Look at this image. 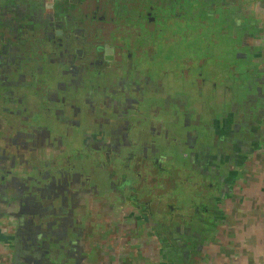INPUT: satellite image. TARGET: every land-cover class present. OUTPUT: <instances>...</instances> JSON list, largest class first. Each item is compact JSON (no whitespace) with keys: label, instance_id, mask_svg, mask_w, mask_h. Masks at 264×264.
<instances>
[{"label":"flooded vegetation","instance_id":"af4514ba","mask_svg":"<svg viewBox=\"0 0 264 264\" xmlns=\"http://www.w3.org/2000/svg\"><path fill=\"white\" fill-rule=\"evenodd\" d=\"M127 1L140 6L147 0H0V191L6 194L0 204L5 203L8 220L31 225L51 213L49 204L59 200L67 205L71 192L73 202L77 194H100L98 176L103 175L110 187L105 200L110 199L117 210L133 203L131 208L140 216L152 218V236L164 253L171 247L179 250L184 237L198 236L199 224L215 222L221 215L215 206L231 202L234 186L233 181L220 179V170L218 174L202 170L200 157L206 146L197 142L199 131L185 132L182 138L172 123L160 117L164 127L157 130L152 125L161 112L156 109L158 99L168 106L167 113L173 106V91L176 96L183 91L161 93L151 75L160 76L150 69L142 72L136 64L147 56L163 55L156 39L167 33L168 22L174 27L172 20L179 21L184 33L188 0H149L151 28L141 21L126 22L119 3ZM187 62L188 58L183 72L187 77L204 75L201 63L190 74ZM202 81L206 83L205 78ZM182 102L181 107L175 105L176 113L190 110L199 116L197 108L188 106L187 96ZM201 109L205 111L204 106ZM183 121L188 130L186 115ZM240 130L244 154L238 161L243 166H228L229 176L245 177L250 172L247 164L253 149L247 148V131ZM235 132L234 127L227 134ZM178 142L191 150L189 158L185 159L187 151L180 153ZM219 147L227 150L222 143ZM25 154L33 157L28 167ZM230 156L225 154L224 159L231 162ZM22 168L28 170L26 178ZM227 182L231 183L226 186ZM191 184L206 213L200 207L190 212L178 201L168 202L174 189H180L177 186ZM160 229L163 235L156 232ZM46 249L55 253L50 245ZM48 262L56 264L53 256Z\"/></svg>","mask_w":264,"mask_h":264},{"label":"rangeland","instance_id":"374dc122","mask_svg":"<svg viewBox=\"0 0 264 264\" xmlns=\"http://www.w3.org/2000/svg\"><path fill=\"white\" fill-rule=\"evenodd\" d=\"M208 1L188 0L186 3L187 13L184 15H189L190 18V13L193 10H190L189 6L202 5L203 15L207 14V18L211 20V24L208 23L207 26H213L214 29H211L216 32L215 36L221 32L218 42L209 44L211 46L206 47V50L215 53L219 60L228 56L226 64L238 65L236 61L238 54L235 55L234 49L237 44L241 45L239 56L246 57V61L250 64L249 67L253 70V75L247 76L246 83L241 82L240 85L239 79L225 80L231 74H229V68L227 66L223 69L222 67L217 68L216 63L212 61L208 63L207 68H204V75L198 78L191 75L187 77V74L183 72L190 49L194 50L193 59H197V63L203 59L204 54L198 52L203 49L199 45L202 43V39L197 37L188 41L189 43L184 42L183 26L179 21L176 23L175 19L172 20L174 27H171L169 22L166 26L165 23L161 25L163 30L165 26L167 33H159V37L156 39V44L160 45L163 55L159 56L157 53L153 57L147 56L146 60L137 61L136 64L142 72L147 73L150 69L152 73L156 72V75L160 76L151 75L156 78V83L160 86L159 90H162L161 93H164V90L172 92L177 89L186 93L183 94L179 91L181 93L176 96L173 91V106L171 109H167V113L164 111L168 106L161 104L162 98H159V105L156 109H160L161 112L157 115V121H152V125L159 130L164 127L162 122L172 123L182 138L185 137V132L188 135L195 130L194 134L199 131L201 135L197 138V142L201 141L202 147L206 146L201 148L203 152L200 162H202V166L204 165L202 170L214 174H218L220 170V179L233 181L234 189L230 191V195L234 196L231 201H235L236 197L243 196L245 190L242 189L245 187H259L264 184V157L262 161L260 160L264 150L260 148L258 151L256 150V147H264V0H214L215 4L213 5L217 6L215 11H211L213 7L205 3ZM220 6L230 8L222 9ZM165 12L168 14L167 10ZM189 22L190 20H188ZM160 23H162V19ZM202 27L204 25L190 22V26L187 28L200 32ZM222 27H225L234 39H228L226 34L223 36ZM235 36L238 37L237 40ZM229 48L232 49L230 55L221 54ZM244 64L245 61L243 66ZM194 65L195 63L192 64V66ZM193 73H196V70ZM203 78L206 79L205 85L202 84ZM198 79L201 80V84ZM186 96L188 97V106L197 108V111L200 112L198 117L195 111L193 114L189 112L190 110L184 114L175 112L177 107L175 105L182 106V101ZM177 101H180L181 104ZM208 105H211L210 112ZM201 106H204L205 111L201 109ZM185 115L188 126H190L188 130H186L183 121ZM159 117L162 122L159 121ZM234 127L237 134L235 132V135L232 133L233 136H228L231 134H227V132L233 130ZM241 128L245 129L249 135L247 148L252 146L253 149L251 150L252 159L247 164V169L251 173L245 177L243 174L229 176L226 169L230 166L232 169V166L237 168L240 167L239 165L243 166L241 161H238V158H242L244 154L242 150L240 152V147L244 146L243 136L239 134L243 131L240 130ZM159 135L161 136V134ZM200 143L199 146H201ZM221 143L226 145V151H224V147H219ZM177 144H179L177 148L181 150L180 153L187 151L185 159L189 158L191 150L188 151L181 142ZM199 148L196 145L195 151ZM158 149L160 146L157 147V151H160ZM168 153L172 154V152ZM225 154L231 155V162L224 159ZM175 155L180 157L179 153H175ZM23 158V161L27 160L29 163L25 166L28 167L33 157L25 154ZM207 158L211 160L207 161ZM217 159L219 161L215 162ZM67 168L68 166H66ZM26 170L27 168L20 170L24 178L28 175V170ZM98 177V182L103 187L100 194L93 196L77 194L73 202L71 198H73L74 192H71L68 195L67 205L61 204L59 200L55 201L54 205L49 204L48 206L52 207L51 213L44 218L39 217L31 225L21 222L16 224L15 221L8 220L5 203L0 204V264H49V256H53L56 264H164L161 244L152 236L154 225L152 218L140 216L138 210L131 208L134 206L133 203L130 206L127 205L123 210L111 207L110 199L106 201L104 195L106 190H110L109 183L107 184L109 179L103 175ZM190 177L188 180L192 181ZM231 182H227L226 186ZM189 186H177L180 189H174V196L170 197L168 202L175 204L178 201L185 210L190 209V212H195V209L200 207L198 203L202 201V197L195 196L194 192L198 194L197 190L192 184ZM172 187H175L174 184ZM59 190H62V185ZM259 191L261 190L259 189ZM65 192L67 193V191ZM153 196L151 195V198ZM0 197L6 199L3 190L0 191ZM91 197H93L92 200H90ZM222 198H225V195ZM217 201L222 202L219 199ZM215 209L219 212V206H215ZM200 211L206 213L202 206ZM136 216L137 218H135ZM163 230L160 229L156 232L163 235L165 233ZM49 245L55 252L54 254H51V251H46ZM58 248L62 250L58 251Z\"/></svg>","mask_w":264,"mask_h":264},{"label":"crops","instance_id":"0c3cea01","mask_svg":"<svg viewBox=\"0 0 264 264\" xmlns=\"http://www.w3.org/2000/svg\"><path fill=\"white\" fill-rule=\"evenodd\" d=\"M242 190L243 196L218 205L222 217L199 224L198 236L164 251V264H264V184Z\"/></svg>","mask_w":264,"mask_h":264},{"label":"trees","instance_id":"16d2710c","mask_svg":"<svg viewBox=\"0 0 264 264\" xmlns=\"http://www.w3.org/2000/svg\"><path fill=\"white\" fill-rule=\"evenodd\" d=\"M129 2L127 1L125 3H122V2L119 3L121 5L122 11H124L123 15H125V17L123 16V18L126 20V22L130 23V24H135L138 21H141L142 24L145 27H149V26H150V28L153 27L154 25L150 21V19L148 18V14H147V11L150 9V7L152 5L150 3V1L142 2L140 6L137 3L133 4V3H129ZM205 3L209 4V5H211V7H213L211 11H215L217 9V6L213 5V4H215L214 0H209L208 2H205ZM220 8L227 9V8H230V7H228V6H223V7L220 6ZM182 9H184V7ZM189 9L193 10V11H191V13H190V18H189V15H188V20H190V22L192 24L193 23L200 24L201 26L204 25V27L201 28L202 29L201 30L202 33H201V31L200 32H195L194 30H191L190 28H187L188 26H190V22L188 24H186L187 27H186V30L183 33L184 39H185L184 42H188V41L193 40V39H195L197 37L202 39V43L199 44V45L202 46L203 49L201 51H198L199 53H203L204 54L203 59L200 61L202 66L204 68L205 67L207 68L208 67V63L211 62V61L216 63L217 68H221L222 67V69H223L225 66H227V68H229L228 70L230 71L229 74L230 73L231 74L228 75L229 77L227 79H225V80H230L231 79V81H233V80L235 81V79H239L240 85L242 84L241 82H243V84L246 83V81L248 79L247 76L253 75V70L250 67H248L246 64H244V66H243V63H244V61L246 63L247 58L239 56L240 55V53H239L240 51L239 50L241 48V45L237 44L235 49H234L235 55L238 54V60H236L238 65L237 64L236 65L226 64V62L228 60L227 59L228 56L226 58H222L221 60H219L218 56H216L215 53H210L209 50H206V47L211 46L209 44H213L214 42L217 43L218 42V38H221L220 37L221 32H220L219 35L215 36L216 32L215 31L213 32V29H214L213 26H211V27H210V25L207 26L208 23L211 24V22H210L211 20H209L207 18L208 17L207 14H206V16L203 15L204 12H203V7L202 6H199V7L198 6H189ZM211 28H213V29H211ZM222 30H223L222 31L223 36H225V34H226L228 36V39L232 38V36L230 35V32L227 29H225V27H222ZM235 38H236V40L238 39L237 36H235ZM232 39H234V38H232ZM148 42H149V40H148ZM193 51H194L193 49L192 50L190 49L188 62H187L190 74H193L192 70H194L196 68L197 64H198L197 63L198 62L197 59L196 60L193 59V54H195ZM231 52H232V49L229 48V49L226 50V52H222L221 54L222 55L223 54L230 55ZM242 60H243V62H242ZM194 63H195V65L192 66V64H194ZM219 65H220V67H219ZM203 85H205V84L203 83Z\"/></svg>","mask_w":264,"mask_h":264}]
</instances>
